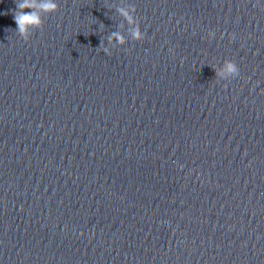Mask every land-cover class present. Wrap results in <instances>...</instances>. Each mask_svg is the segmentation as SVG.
<instances>
[{
    "label": "clouds",
    "instance_id": "9594fccd",
    "mask_svg": "<svg viewBox=\"0 0 264 264\" xmlns=\"http://www.w3.org/2000/svg\"><path fill=\"white\" fill-rule=\"evenodd\" d=\"M36 7H40L49 15L58 11L56 0H43L42 3L39 2V0H16V8L12 10L13 19L17 26L15 31L24 42H28L33 33L43 27L42 17H40L37 12L33 11ZM118 11L131 22V18L128 17V14L123 9H119ZM132 35L137 41L145 39V34L139 27L133 31ZM113 40L123 43V38L118 33H112L110 35V42ZM102 50L109 56L112 54L106 47ZM224 67L232 77L235 78L239 76L240 70L234 60H226Z\"/></svg>",
    "mask_w": 264,
    "mask_h": 264
}]
</instances>
